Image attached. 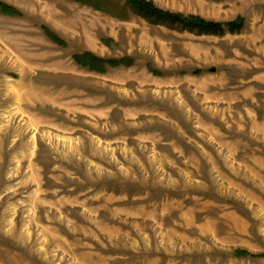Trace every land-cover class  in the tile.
I'll list each match as a JSON object with an SVG mask.
<instances>
[{"label":"rangeland","instance_id":"374dc122","mask_svg":"<svg viewBox=\"0 0 264 264\" xmlns=\"http://www.w3.org/2000/svg\"><path fill=\"white\" fill-rule=\"evenodd\" d=\"M148 1L0 0V264H264V0Z\"/></svg>","mask_w":264,"mask_h":264},{"label":"trees","instance_id":"16d2710c","mask_svg":"<svg viewBox=\"0 0 264 264\" xmlns=\"http://www.w3.org/2000/svg\"><path fill=\"white\" fill-rule=\"evenodd\" d=\"M81 3H89V0H76ZM128 5L131 6L132 10L140 16L149 20L150 23L159 25L168 22L181 26L184 30L196 32L200 35H224L226 33L240 32L244 27L243 19H237L228 23H219L214 21H208L200 17H184L179 14H173L165 12L157 8L152 2L148 0H125ZM96 9L100 10L99 6H95ZM0 10L3 14L8 16H20L21 13L15 8L0 3ZM103 10V9H102ZM49 37L57 43H62L54 34L48 33ZM77 62L85 67H88L91 71L95 72H106L109 67L126 66L129 67L132 63L122 60H103L92 54H84L76 57ZM238 256H252L246 251H236ZM264 257V255H258ZM254 256V257H258Z\"/></svg>","mask_w":264,"mask_h":264},{"label":"water","instance_id":"95a60500","mask_svg":"<svg viewBox=\"0 0 264 264\" xmlns=\"http://www.w3.org/2000/svg\"><path fill=\"white\" fill-rule=\"evenodd\" d=\"M212 72H215V70L213 69Z\"/></svg>","mask_w":264,"mask_h":264}]
</instances>
